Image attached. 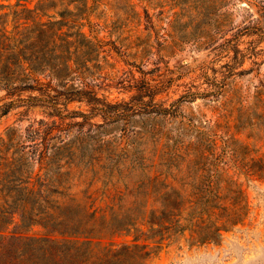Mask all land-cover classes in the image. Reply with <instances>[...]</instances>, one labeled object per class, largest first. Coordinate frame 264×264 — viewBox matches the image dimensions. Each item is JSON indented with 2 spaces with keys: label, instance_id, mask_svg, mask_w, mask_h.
Masks as SVG:
<instances>
[{
  "label": "rangeland",
  "instance_id": "1",
  "mask_svg": "<svg viewBox=\"0 0 264 264\" xmlns=\"http://www.w3.org/2000/svg\"><path fill=\"white\" fill-rule=\"evenodd\" d=\"M65 1L99 50L75 81L0 85V137L44 119L52 141L81 140L102 159L98 197L119 224L147 199L182 205L191 229L165 235L148 264H264V0ZM162 217L155 240L170 233Z\"/></svg>",
  "mask_w": 264,
  "mask_h": 264
},
{
  "label": "trees",
  "instance_id": "2",
  "mask_svg": "<svg viewBox=\"0 0 264 264\" xmlns=\"http://www.w3.org/2000/svg\"><path fill=\"white\" fill-rule=\"evenodd\" d=\"M29 2L0 3V17L5 18L0 27L1 87L18 82L25 84L23 90H32L42 74L75 81L89 61L84 55L99 50L97 37L83 31L82 23L68 20L65 0H40L34 7ZM44 125L39 119L22 135L11 127L0 137V264H148L172 231L191 229V221L182 223L186 209L171 197L159 208L147 199L132 217L117 223L115 206L103 205L98 197L102 159L87 157L88 146L81 140L52 141ZM157 215H163L159 219L170 233L155 240L148 232L155 231L152 219ZM12 225L17 230L10 233ZM34 225L46 233L29 236L18 231ZM144 225L150 229L143 230ZM117 235H133V240L105 244Z\"/></svg>",
  "mask_w": 264,
  "mask_h": 264
}]
</instances>
